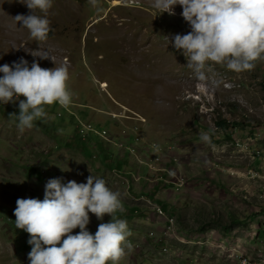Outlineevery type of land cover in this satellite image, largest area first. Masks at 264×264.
<instances>
[{
	"label": "rangeland",
	"instance_id": "374dc122",
	"mask_svg": "<svg viewBox=\"0 0 264 264\" xmlns=\"http://www.w3.org/2000/svg\"><path fill=\"white\" fill-rule=\"evenodd\" d=\"M174 11L151 0H53L52 32L38 43L13 19L27 6L0 0V65L21 57L29 67L67 65L72 97L68 113L46 105L47 120L24 132L9 117L18 101L0 104V264H29L16 200H43L49 179L89 175L121 194L116 215L132 250L116 264H264V60L241 73L213 65L198 80L170 43L191 30L182 7ZM72 112L101 132L87 139L81 126L76 137ZM141 151L160 152L161 162ZM89 216L92 234L111 219Z\"/></svg>",
	"mask_w": 264,
	"mask_h": 264
},
{
	"label": "clouds",
	"instance_id": "9594fccd",
	"mask_svg": "<svg viewBox=\"0 0 264 264\" xmlns=\"http://www.w3.org/2000/svg\"><path fill=\"white\" fill-rule=\"evenodd\" d=\"M20 2L30 12L16 15L13 18L16 25L22 24L38 43L46 42L52 32L48 13L53 0ZM96 2L90 0L93 5ZM176 5L182 7L181 16L191 30L184 35L176 34L170 43L176 50H182L187 67L198 80L205 81L213 65L241 73L254 70L256 62L264 60V0H151V7L169 15H175ZM32 55L50 58L40 50ZM209 61L213 64H208ZM0 73H3L0 104L18 101V113H10L9 117L20 132L32 129L38 120H47L44 106L58 103L66 107L72 102L67 65L41 68L34 61L29 67L28 61L21 57L11 65H0ZM21 96L25 99H20ZM73 119L72 116L74 123ZM75 135L78 137L76 132ZM201 138L209 141L207 134ZM123 211L121 194L111 190L103 178L89 175L86 183L49 179L43 200L17 199L14 216L16 228L30 237L29 264H108L109 261L116 264L126 255V250H132L127 240L131 236L127 221L116 215ZM89 213L100 221L106 214L111 219L101 222L92 234L87 227ZM77 228L79 232L72 234Z\"/></svg>",
	"mask_w": 264,
	"mask_h": 264
},
{
	"label": "built area",
	"instance_id": "2783aa9c",
	"mask_svg": "<svg viewBox=\"0 0 264 264\" xmlns=\"http://www.w3.org/2000/svg\"><path fill=\"white\" fill-rule=\"evenodd\" d=\"M61 108H65V112L68 113L67 112L68 111L67 106L66 107L65 106H61ZM69 114L71 116H73V118H74L73 120H74V123H75V132L81 133V126H91L90 122L79 120L77 113H73L72 112V113H69ZM118 116H120V115L119 114H113V118H116ZM96 132H101V131H96V129H94L92 127V134H84V135H87V139H88L90 136H94V133H96ZM132 135H134V134H132ZM138 138L142 139L141 137H138ZM142 142H144V141L142 140ZM152 142H153L152 144H156L154 141H152ZM142 153H146V156L149 157L153 161H160L161 162V160H160V156L161 155H159L160 152H142L141 151V152H139V156H142ZM155 173H160V172H155ZM156 208H161V207L156 205ZM242 264H251V263L248 262L247 260H242Z\"/></svg>",
	"mask_w": 264,
	"mask_h": 264
},
{
	"label": "trees",
	"instance_id": "16d2710c",
	"mask_svg": "<svg viewBox=\"0 0 264 264\" xmlns=\"http://www.w3.org/2000/svg\"><path fill=\"white\" fill-rule=\"evenodd\" d=\"M260 85H261V88H262V90H263V93H264V69H263V71H262V73H261V82H260ZM226 121H224V120H221L220 122H217V124L220 126V127H222V129H224V128H226L225 126H224V124H226L225 123ZM264 235L263 234V231H259L258 232V235Z\"/></svg>",
	"mask_w": 264,
	"mask_h": 264
},
{
	"label": "bare ground",
	"instance_id": "6f19581e",
	"mask_svg": "<svg viewBox=\"0 0 264 264\" xmlns=\"http://www.w3.org/2000/svg\"><path fill=\"white\" fill-rule=\"evenodd\" d=\"M88 127V128H87ZM85 130L87 131H92V127L91 126H84ZM104 130V129H103ZM82 131H84V129H82ZM84 133V132H83ZM102 133H105L104 131ZM83 140V139H82ZM107 141H108V138H107ZM134 142V141H133ZM114 143V142H113ZM115 144V143H114ZM246 260V259H244Z\"/></svg>",
	"mask_w": 264,
	"mask_h": 264
}]
</instances>
